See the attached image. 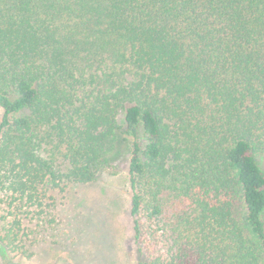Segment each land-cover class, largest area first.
<instances>
[{"label":"trees","instance_id":"1","mask_svg":"<svg viewBox=\"0 0 264 264\" xmlns=\"http://www.w3.org/2000/svg\"><path fill=\"white\" fill-rule=\"evenodd\" d=\"M0 108L5 263L124 150L138 264H264V0H0Z\"/></svg>","mask_w":264,"mask_h":264},{"label":"rangeland","instance_id":"2","mask_svg":"<svg viewBox=\"0 0 264 264\" xmlns=\"http://www.w3.org/2000/svg\"><path fill=\"white\" fill-rule=\"evenodd\" d=\"M2 114L0 108V120ZM112 165L113 174L54 193L56 219L33 240L34 256H16L8 264H138L126 151ZM0 264H7L1 254Z\"/></svg>","mask_w":264,"mask_h":264}]
</instances>
